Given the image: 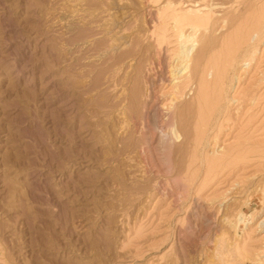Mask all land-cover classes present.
<instances>
[{
	"label": "rangeland",
	"instance_id": "obj_1",
	"mask_svg": "<svg viewBox=\"0 0 264 264\" xmlns=\"http://www.w3.org/2000/svg\"><path fill=\"white\" fill-rule=\"evenodd\" d=\"M209 2L217 17L240 15L215 27L214 56L250 22L264 34V0ZM148 10L147 0H0V264H257L264 35L250 32L227 117L195 149L193 124L178 139L165 125L172 85L143 51ZM221 152L228 162L206 171Z\"/></svg>",
	"mask_w": 264,
	"mask_h": 264
},
{
	"label": "bare ground",
	"instance_id": "obj_2",
	"mask_svg": "<svg viewBox=\"0 0 264 264\" xmlns=\"http://www.w3.org/2000/svg\"><path fill=\"white\" fill-rule=\"evenodd\" d=\"M147 3L149 4V10L143 21L147 27V34L144 37L146 48L143 51L148 52L147 55L150 56V62L147 61L152 67L158 66L161 69V67L163 68V62L167 64L166 69L169 68V70L166 73H169V77H167L172 85L170 89L171 99L168 102L170 106H167V103L166 108L164 107L167 116L165 125L171 128V136L178 139L182 137L180 136L181 133L179 134V129L184 130V127L192 126L193 124L195 132L193 143L196 147L195 149H197L208 138V133L217 126L219 121L227 117L228 101H226L224 95L233 82L231 72L238 62L249 61V55L254 47L250 45L252 40V37L249 38L250 32L258 40L257 38L262 37L263 26L260 28L259 20L255 19L256 21H254L253 19L254 22L248 23L249 25L246 28L239 29L234 36L224 38L221 45L222 52L214 56L215 41L219 38L214 36L215 27L221 21L220 23H224L226 28H229L233 20L240 15H233L228 18L218 16V18L215 16L216 12H214L217 4H210L209 0H147ZM201 30L203 34L200 36V49L196 52V46L199 48L198 42H196V34ZM122 45L123 43L118 46ZM127 53L125 52L122 55L125 56ZM209 75L211 76L210 80H208ZM142 80L145 83L143 84L147 86L148 78L144 76ZM225 153H218L210 158V161L207 160L206 163L209 162L210 165L207 163L209 166H207L206 171L210 173L213 169L222 166L226 159L228 162L231 155L229 154L228 157ZM237 218L239 223L245 220L243 214H239ZM250 219L253 220L254 216H250ZM230 220L226 219L227 223L234 226ZM237 225L235 224L234 227ZM262 227L264 228V219L260 221L258 228ZM237 245L235 244L233 247L239 250ZM259 254L261 255L256 260L257 264H263L264 260L261 259L264 258V251L262 250Z\"/></svg>",
	"mask_w": 264,
	"mask_h": 264
}]
</instances>
